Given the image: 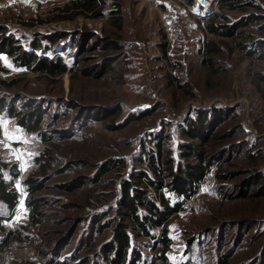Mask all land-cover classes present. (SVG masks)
Here are the masks:
<instances>
[{"label": "rangeland", "instance_id": "rangeland-1", "mask_svg": "<svg viewBox=\"0 0 264 264\" xmlns=\"http://www.w3.org/2000/svg\"><path fill=\"white\" fill-rule=\"evenodd\" d=\"M238 3L0 0L6 33L40 55L62 56L68 68L49 76L1 55L0 96L40 107L43 133L0 112V164L9 163L11 179L15 166L20 193L12 213L0 209V264H111L108 243L124 227L140 264H161L157 237H136L123 214L124 185L158 199L147 181L158 178L166 196L184 200L173 191L179 169L202 155L211 167L169 221L167 262L264 264V0ZM248 17L256 20L243 23ZM210 21L233 25L234 35L207 32ZM212 43L213 67L204 53ZM202 114L210 121L195 126L196 139L187 130ZM29 177L38 219L26 205Z\"/></svg>", "mask_w": 264, "mask_h": 264}, {"label": "trees", "instance_id": "trees-1", "mask_svg": "<svg viewBox=\"0 0 264 264\" xmlns=\"http://www.w3.org/2000/svg\"><path fill=\"white\" fill-rule=\"evenodd\" d=\"M223 3L227 4L229 8L233 9L240 3L239 0H222ZM238 3V4H237ZM219 16V14H216ZM256 20L253 17L244 18L243 23L248 21ZM243 23L241 25H243ZM264 27V24H263ZM204 28L207 32L213 33L220 36H232L235 33L233 25L215 23L214 21L207 22L204 24ZM5 28L0 25V71H7L8 67L4 63L1 55L8 56L11 61L20 68H25L35 73L46 74L49 76H58L67 71V65L62 56L48 57L46 55H40L32 48V50L25 48L13 37L9 36ZM259 47L263 45L262 41H258ZM32 45L35 49H42V41L38 38H34ZM44 46V45H43ZM245 47V45H242ZM218 46L212 43L207 45L205 48V63L213 67L210 54L212 52H218ZM8 99V100H7ZM30 105L24 103L18 106L16 100L0 96V112L7 113L8 116L13 117L16 123L29 132H40L43 133L41 128V121L43 117V111L40 107H29ZM119 112L114 114L117 115ZM113 117V116H112ZM210 119L205 114L199 115L198 120H195L194 126L188 128V132L193 135L196 139L200 137L196 127L199 130L209 125ZM115 125V124H114ZM196 126V127H195ZM203 137V133L201 134ZM46 140H50L51 136L46 137ZM190 149L195 154H200L198 147L194 144L190 145ZM202 161L198 165H187V168H180L179 171L181 176H177L176 182L173 186V191L176 192L178 197H184V200L173 201L166 193L162 190L166 186L165 180L148 178V185L159 191L158 199L152 198L143 192L140 188L136 187L137 191L133 194L129 193L130 185L125 183L124 185V212L123 214L130 219L132 224V231L136 237H148L156 238V247L158 248L159 254L157 259L161 264H171L167 262V251L170 247L171 238L169 236V221L180 211L185 209V202L191 198V196L198 191L201 183L204 181L206 175L211 167L210 161L205 162L206 155H202ZM159 156L150 155V165L156 173H160L161 167L159 165ZM168 161V160H167ZM165 161V163L167 162ZM169 162V161H168ZM9 163L3 162L0 164V209L6 207V209L12 213L16 208L19 200L20 193L15 186V178H18V172L13 171V167L10 169L15 175L14 178H8L4 173V168H8ZM174 173V172H173ZM185 175V176H184ZM188 175V176H187ZM262 176L256 177V181L262 180ZM29 186V198L26 199V205L32 212L33 219H38V211L41 208L40 200L32 198V195L37 190L38 184L34 178L29 177L26 180ZM136 182V179H132ZM135 187V186H133ZM264 185H261L262 189ZM7 217L0 211V228L5 229L3 220ZM127 227L120 230L115 238L109 241L107 246V253L112 254L107 256V259L111 264H140V253L134 245L133 237ZM159 229L160 232L157 234L153 230ZM156 248V249H157ZM143 263V262H142ZM226 262H223V264Z\"/></svg>", "mask_w": 264, "mask_h": 264}]
</instances>
